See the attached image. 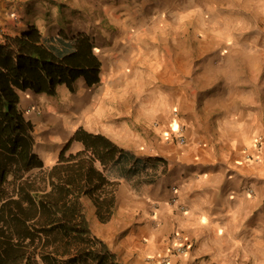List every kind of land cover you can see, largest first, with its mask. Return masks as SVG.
Masks as SVG:
<instances>
[{
  "label": "crops",
  "instance_id": "0c3cea01",
  "mask_svg": "<svg viewBox=\"0 0 264 264\" xmlns=\"http://www.w3.org/2000/svg\"><path fill=\"white\" fill-rule=\"evenodd\" d=\"M64 1L69 9L58 16L54 9L49 12L48 0H0V39L35 25L57 44L59 34L50 29L51 21H59L69 31H90L85 20L77 22L70 12L82 11L81 5ZM195 1L200 5V0ZM228 3L207 0V4ZM258 3V10L248 6L223 15V29L214 24L215 29L203 31L207 44L198 39L196 46L182 43L174 49L190 48L199 54L192 76L162 81L142 103L143 111L136 108L135 96L124 102L126 109H120V100L128 95L114 92L101 94L93 114L80 124L70 120L57 129L46 115L29 118L35 150L48 170L79 127L105 136L121 149L116 165L110 162L104 168L100 161L94 163L107 182L88 197L93 208L85 209L93 234L117 254L120 264H157L148 258L165 254L176 235L188 238L191 247L186 253L171 254L168 264H264V29L247 23L264 19V0ZM230 20L238 22L228 24ZM140 51L151 49L141 46ZM207 52L211 55H200ZM85 84L83 77L77 81V88L82 86L78 106L92 112L89 99L83 101L90 98ZM60 93L64 103L73 101L66 85L59 86L53 98L32 100L48 107L60 99ZM157 115L162 122L153 126L151 118ZM142 116L148 122L144 135L137 130ZM42 122L47 126L38 139ZM180 129L184 145L174 138ZM40 144L54 148L40 154ZM84 148L74 141L67 154ZM175 195L186 211L172 204Z\"/></svg>",
  "mask_w": 264,
  "mask_h": 264
},
{
  "label": "trees",
  "instance_id": "16d2710c",
  "mask_svg": "<svg viewBox=\"0 0 264 264\" xmlns=\"http://www.w3.org/2000/svg\"><path fill=\"white\" fill-rule=\"evenodd\" d=\"M51 40L35 25L0 39V264H120L93 234L82 199L107 182L94 163L116 165L121 149L79 127L57 164L30 174L44 169V161L35 150L34 124L21 109L20 92L55 96L61 85L75 92L82 77L89 87L101 82L102 61L89 33L61 31L57 44ZM74 141L85 148L67 154Z\"/></svg>",
  "mask_w": 264,
  "mask_h": 264
},
{
  "label": "rangeland",
  "instance_id": "374dc122",
  "mask_svg": "<svg viewBox=\"0 0 264 264\" xmlns=\"http://www.w3.org/2000/svg\"><path fill=\"white\" fill-rule=\"evenodd\" d=\"M76 1L84 11L73 9L70 12L73 13V18L77 22L81 19L88 23L87 28L90 31L87 33L94 38L96 53L102 61V82L91 88L87 86L90 98H85L86 96L83 98V101H88L89 99L93 111L88 112V107L81 110L78 106L80 97L77 94L82 89V86L78 85L77 88V84L75 92L67 88V94L73 98L72 102L66 100V103H64L65 99L62 100L64 94L60 93L61 100L56 98L54 103H52L53 105L48 107L40 101L32 100V98L38 99L41 96H45V94H36L32 91L20 93V106L27 119L37 116L44 118V115H46L47 119L49 117L51 119L49 124H52L57 129H62L67 124V121L70 120L74 124L86 121V115L93 114L96 105L101 101L100 95L105 93L118 92L120 95L122 93L127 94L126 99L120 100V109L123 110L126 109L124 102H131L132 96H135L136 108H141L140 110L143 111L142 103L146 102L147 98L154 93V90L160 86L162 81H175L177 79L182 81L192 76V64L198 62L199 54L192 52L190 48L183 52H176L174 49L178 48L182 43L184 44L183 47L186 45L196 46L199 40L206 41L205 43L207 44L209 39H204L205 34L203 31L215 29L214 24H216L217 28L219 26V29H223L226 23L223 15H232L239 8L241 10L246 8L247 10L248 6L255 7L257 10L260 9L258 0H229L228 5L207 4V0H200V5L195 0ZM48 2L51 3L47 6L49 12L54 9L58 16L69 9L64 0L61 2L48 0ZM164 2L165 4L163 5ZM242 4L245 5L243 6ZM197 10L198 12L195 13ZM215 15L216 17H214ZM230 21L227 23L236 22L235 20ZM51 23L50 29L54 30L53 33L57 35L61 31L71 35L81 32L66 30L59 21H51ZM247 23L250 26L254 27L257 25V27L255 26L256 28L264 29V19ZM199 29L200 31H198ZM1 35L3 36L4 34ZM141 46L143 48L149 46L151 51L141 52ZM154 49L160 50L156 51ZM200 55L208 56L211 54L207 52L200 53ZM177 56H180V59L179 57L177 58L180 61L179 63L176 61ZM146 59L148 61H145ZM28 101L30 105L24 106V102ZM151 122H153V126L159 125L162 122V118L157 115L151 118ZM147 124L145 117H140V121L137 123V130L141 135H144L143 131L146 130L144 125L146 127ZM38 126L40 131L38 130L36 136L39 139L44 133V129L42 130L41 128L46 127L47 124L42 122ZM174 138L177 140L176 136ZM52 148L54 147L51 145L40 144L38 152L44 154L46 151H51ZM47 171L48 167L41 170L35 169L30 174L35 175ZM82 202L86 211L93 208L92 200L88 197H83Z\"/></svg>",
  "mask_w": 264,
  "mask_h": 264
},
{
  "label": "built area",
  "instance_id": "2783aa9c",
  "mask_svg": "<svg viewBox=\"0 0 264 264\" xmlns=\"http://www.w3.org/2000/svg\"><path fill=\"white\" fill-rule=\"evenodd\" d=\"M178 141L181 144L186 143V138L182 135V130H179V135L177 136ZM175 192H177V188H173ZM172 204L177 206V209L186 211L185 206L180 203L179 198L175 195L172 199ZM183 237L176 235L175 239L171 242L169 247L167 248V252L165 254L160 255V257H150L149 260L157 262V264H168L171 254H183L186 253L191 247V241L188 238L182 240Z\"/></svg>",
  "mask_w": 264,
  "mask_h": 264
}]
</instances>
